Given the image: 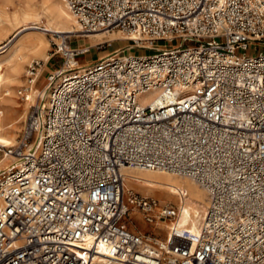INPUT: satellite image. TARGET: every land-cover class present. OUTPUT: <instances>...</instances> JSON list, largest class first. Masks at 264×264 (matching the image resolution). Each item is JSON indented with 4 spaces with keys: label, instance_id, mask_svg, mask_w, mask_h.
Here are the masks:
<instances>
[{
    "label": "built area",
    "instance_id": "built-area-1",
    "mask_svg": "<svg viewBox=\"0 0 264 264\" xmlns=\"http://www.w3.org/2000/svg\"><path fill=\"white\" fill-rule=\"evenodd\" d=\"M62 2L83 36L129 44L81 68L89 48L57 36L41 91L28 65L29 111L0 147V264H264V0ZM124 168L203 189L198 235L130 230L177 210L124 190Z\"/></svg>",
    "mask_w": 264,
    "mask_h": 264
},
{
    "label": "bare ground",
    "instance_id": "bare-ground-1",
    "mask_svg": "<svg viewBox=\"0 0 264 264\" xmlns=\"http://www.w3.org/2000/svg\"><path fill=\"white\" fill-rule=\"evenodd\" d=\"M19 3L15 0H0V35L5 30V23L10 19L14 21H22L25 23L23 28L19 32V36L24 33H33L25 36L22 41L17 40L16 45L13 47L12 51L9 52V48L3 47L0 49V56L7 54L9 60H5L3 64H0V73L3 68H8V64L12 66L11 70L8 72L7 78H15L18 75L19 68L23 62L26 52H32L39 54L43 45V39L41 36L37 35L38 33L44 32H53L57 34H76L79 33V27L74 19V17L67 10L62 0H54L50 2L47 0L43 9V15L39 14L35 10L33 0H18ZM11 9V10H10ZM44 19V21H43ZM32 25H35L32 27ZM38 37H37V36ZM91 39H98L99 43L111 42L116 40H125V37L120 32L112 33H96L91 35H85ZM23 38V37H22ZM10 41V40H9ZM8 41V42H9ZM39 72V70H38ZM2 76H0V87L3 85ZM5 95H9L8 90H5ZM1 100V99H0ZM2 101V100H1ZM4 103V104H3ZM19 106L12 100L2 101V110L0 109V147H7L11 145L12 141L6 134H12L14 129H16L18 118L15 117ZM1 168L7 165L6 159L0 158ZM158 173L164 172H152V171H138L128 168L123 169L124 177V190H133L130 187L144 186L154 190V186L160 185L159 180H164L166 184L164 185L163 193L168 197L172 196L177 198L178 195L183 193V189L177 186L175 181V175L166 173L167 176H159ZM187 179V178H185ZM192 184L185 183L186 197H189V202L182 199L178 205V214L174 223L166 222L167 234L169 229L174 227L177 232L184 233L188 232L190 235L197 236L199 233V222L203 216L199 218L197 227L193 216L198 215V212L203 210V197L206 193L203 189L198 190L197 188L192 187L191 185H196L193 181L188 179ZM162 186V185H160ZM142 195V194H141ZM145 196V195H142ZM179 198V197H178ZM162 204V203H161ZM168 205V204H162ZM162 221V220H160ZM165 236V240L167 238ZM162 241V240H159Z\"/></svg>",
    "mask_w": 264,
    "mask_h": 264
},
{
    "label": "rangeland",
    "instance_id": "rangeland-1",
    "mask_svg": "<svg viewBox=\"0 0 264 264\" xmlns=\"http://www.w3.org/2000/svg\"><path fill=\"white\" fill-rule=\"evenodd\" d=\"M22 1V0H20ZM34 6H35V10L36 12H38L39 14H41V16L43 15V9H44V4L47 0H33ZM50 2L54 1V0H49ZM15 2L19 3L18 0H15ZM11 10V9H10ZM44 21V19H43ZM45 22V21H44ZM25 25L24 22H22L21 20L18 22L10 19L9 21H7L5 23V30L2 33V35H0V49H2L3 47L9 48V52L12 51L13 47L16 45L17 40L22 41L24 39L25 36H28L29 34H33V33H24L23 35L19 36V32L20 30L23 28V26ZM35 25H32V27ZM37 35L41 36L43 39V45L41 48V52L39 54H35L32 52H26L25 57L23 59V62L19 68V73L15 78H7L8 77V72L9 70H11L12 66L8 64V68H3L2 66V71L0 73V76H2L3 80L2 83L3 85L0 87V99L2 101H6V100H12L13 102H15L17 104V106H19L17 113L15 114V117L18 118L17 120V125H16V129H14V131L12 132V134H7L6 132H2V134H6V136H8V138L11 139L12 143L15 142V140H17V136L18 133L20 131L21 126H22V121L27 113L29 105L31 103V101L29 102H25L21 99H19L18 95H17V91L20 90V88L22 87H26L27 86V67L28 65L32 62V61H36L39 62V72L40 73V77L37 81L36 86L34 87L36 90L41 91L45 85V77L47 75V73L49 71H51L53 68H55L56 66H58L60 64V59L57 55H53L54 52V44L58 43L60 41V38L64 37L67 38V42L69 43V47L70 48H77L80 46H84L89 48L86 52V54H84L83 56L79 57L78 62H79V66L85 67L83 65H87V64H94V62H96L97 58H100L110 52H112L113 50H117V49H122L123 47L127 46L129 44V42L127 40H116V41H111L108 43H104L100 46H97V44H99L100 41H98V39H91L88 37H84L82 35V33H76V34H69V35H64V34H57V33H53V32H44V33H38ZM36 35V36H37ZM58 36V37H57ZM23 37V38H22ZM38 37V36H37ZM10 40V41H9ZM9 41V42H8ZM159 44H163V43H159ZM255 47H251L249 49V51L247 52L248 55H254L256 52L254 51ZM260 50L264 51V46L260 47ZM6 53L2 56H0V64H3L4 61L9 60V57H7ZM131 55H139V56H148L151 55L152 52L146 51V50H132L130 51ZM54 67H51V66ZM11 67V68H10ZM5 90H8L9 95H5ZM33 95V93H32ZM0 100V109L2 108V101ZM4 104V103H3ZM2 110V109H1ZM11 143V144H12ZM1 158V156H0ZM1 160V159H0ZM3 165L0 166V168ZM159 176L163 177V176H167L166 173H158ZM175 181L177 182V186L181 187L183 189V194H185V197L182 198L183 201H187L189 202V197H186V191H185V183H189L192 184L188 179L182 178V177H175ZM160 185H156L154 186V190L144 187V186H138V187H130V189H133L135 192H137L138 194H142L145 196H149L151 198L156 199L160 205L162 204H168V206H171L173 208H175L177 210V214H178V205L180 202V199L177 197H168L167 195H165L163 193V189H164V185L166 184V182L164 180H159ZM194 188H197L198 190H201L200 187L198 185H191ZM162 203V204H161ZM206 204H207V198L206 195L205 197H203V210L198 212V215L193 216L195 223H196V227L199 221V218L201 217L202 213L204 212L205 208H206ZM177 218V217H176ZM175 218V220H176ZM174 221V220H173ZM172 220L169 221V219L167 220H158L155 219L154 223L152 224H147L145 223L141 216L139 215L138 212H133L129 215V217L127 218V224L130 230L132 231H136V232H140L142 234H147V235H152L154 237H156L159 240H165V236L167 234V226L165 225L166 222H173Z\"/></svg>",
    "mask_w": 264,
    "mask_h": 264
},
{
    "label": "crops",
    "instance_id": "crops-1",
    "mask_svg": "<svg viewBox=\"0 0 264 264\" xmlns=\"http://www.w3.org/2000/svg\"><path fill=\"white\" fill-rule=\"evenodd\" d=\"M97 59H98V58H97ZM90 65H92V64H87V65H83V66L86 67V66H90ZM51 67H54V66L52 65ZM53 69H54V68H53Z\"/></svg>",
    "mask_w": 264,
    "mask_h": 264
}]
</instances>
